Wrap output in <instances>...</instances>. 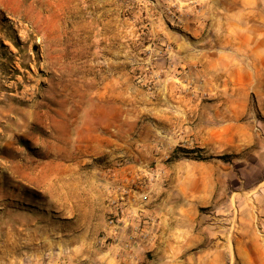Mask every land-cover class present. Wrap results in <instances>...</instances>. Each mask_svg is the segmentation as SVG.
Masks as SVG:
<instances>
[{"label": "rangeland", "instance_id": "374dc122", "mask_svg": "<svg viewBox=\"0 0 264 264\" xmlns=\"http://www.w3.org/2000/svg\"><path fill=\"white\" fill-rule=\"evenodd\" d=\"M191 1L0 0V264H158L163 223V264L264 257V151L170 89Z\"/></svg>", "mask_w": 264, "mask_h": 264}, {"label": "crops", "instance_id": "0c3cea01", "mask_svg": "<svg viewBox=\"0 0 264 264\" xmlns=\"http://www.w3.org/2000/svg\"><path fill=\"white\" fill-rule=\"evenodd\" d=\"M191 2L199 12L186 20L183 31L177 32L171 28L163 31L166 41L172 44L168 54L174 71L172 80L179 84L171 83L170 89L174 90L184 84L192 85L195 82H198L200 87L216 89V95L212 98L216 105L214 119L222 120L221 127L231 129L233 136L236 133L245 136L242 145L238 144L234 150L254 147L255 151H264V124L260 125L256 118L257 116L264 119V0ZM116 82L113 79L112 83ZM118 86L120 85L112 89ZM118 92L121 97H125L122 88H119ZM102 94H106V91ZM139 97L148 99L141 95L140 90ZM179 99L186 100L183 97ZM252 101L257 104L254 116L246 112ZM218 106L222 108L219 112ZM226 110L232 111L227 113ZM142 112V106L139 105V115ZM246 115L249 116L248 121H256L254 127L248 122L240 123ZM226 120L232 121L231 124H225ZM156 132L158 131L155 130ZM218 135L220 134L216 133V137ZM139 137H142L141 133ZM142 142L143 137L139 138V143ZM200 178V183H204V177ZM202 190L204 188L200 187L199 192ZM170 211L178 215L185 211V208ZM179 232L177 223L170 227L164 223L161 225L155 251L156 256L161 254L160 264L164 263L163 259L168 257L166 254L173 247L177 250L183 248L182 243L175 245L169 240L170 235L175 238ZM139 262H143V259L139 258ZM248 263L264 264V257L252 256Z\"/></svg>", "mask_w": 264, "mask_h": 264}]
</instances>
